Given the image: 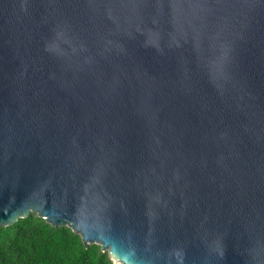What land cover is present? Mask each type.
<instances>
[{
    "label": "water",
    "instance_id": "obj_1",
    "mask_svg": "<svg viewBox=\"0 0 264 264\" xmlns=\"http://www.w3.org/2000/svg\"><path fill=\"white\" fill-rule=\"evenodd\" d=\"M31 214L113 264H264V0H0V227Z\"/></svg>",
    "mask_w": 264,
    "mask_h": 264
},
{
    "label": "trees",
    "instance_id": "obj_2",
    "mask_svg": "<svg viewBox=\"0 0 264 264\" xmlns=\"http://www.w3.org/2000/svg\"><path fill=\"white\" fill-rule=\"evenodd\" d=\"M0 264H113L98 244L37 214L0 227Z\"/></svg>",
    "mask_w": 264,
    "mask_h": 264
}]
</instances>
